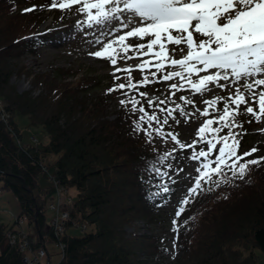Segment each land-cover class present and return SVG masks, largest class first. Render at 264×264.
I'll list each match as a JSON object with an SVG mask.
<instances>
[{
	"label": "trees",
	"instance_id": "trees-1",
	"mask_svg": "<svg viewBox=\"0 0 264 264\" xmlns=\"http://www.w3.org/2000/svg\"><path fill=\"white\" fill-rule=\"evenodd\" d=\"M38 9L35 0H0V99L7 112L6 121L0 119V187L10 189L15 197L14 221L20 225L22 219L27 225L21 229L0 220V264H24L22 257H38L40 246L45 257L32 258L31 264H150L146 255L157 248L156 236L134 229L127 232L123 224L157 218L161 205L175 192L172 170L180 147L148 146L134 131L133 113L119 105L113 117H108L103 99L85 98V77L68 79L66 68L31 73L19 66L42 89L33 94L29 89L15 91L7 82L16 64L12 57L23 51L37 52L46 37L44 27H36L45 15ZM55 9L51 14L59 11ZM66 12L62 10L61 18ZM107 92L104 89L101 97ZM136 99L147 108L146 98ZM157 110L162 121L167 113ZM15 114L25 115L27 123L39 126L41 133L23 139ZM246 116L237 117L243 128L233 130L242 132L239 137L243 138L249 132ZM165 153L171 155L159 162ZM149 166L167 175L157 177ZM225 173L229 183L216 186L202 181L185 204L179 217L180 254L175 264L181 259L188 264H255L253 249L264 251V160L249 165L242 179L232 177L230 170ZM42 175L48 179L45 183ZM158 185L169 191L163 192ZM67 187L73 188L72 197ZM57 190L66 192L70 202L63 205ZM255 196L247 212L233 216L237 209L232 208ZM56 199L58 210L49 206ZM63 208L67 217L62 221L59 211ZM56 213L62 221L59 230L50 223ZM8 231L13 235L8 236ZM47 241L58 246L54 260L49 258Z\"/></svg>",
	"mask_w": 264,
	"mask_h": 264
},
{
	"label": "snow or ice",
	"instance_id": "snow-or-ice-1",
	"mask_svg": "<svg viewBox=\"0 0 264 264\" xmlns=\"http://www.w3.org/2000/svg\"><path fill=\"white\" fill-rule=\"evenodd\" d=\"M74 5H79L77 12L85 15L89 28L98 26L101 29L94 43L102 46L90 55L108 60L114 68L112 75L115 80L121 78L116 76L117 72L127 74L124 77L127 82L115 84L109 92L127 89L122 93L125 96L129 92H138L141 98L147 99L148 107H158L147 92L138 91L139 87L151 82L147 75L141 81L133 82L130 75L133 66L117 67L119 60L126 63L134 58L129 55L130 52L155 59L156 63L151 65L156 69L151 72L152 77L165 71L166 74L159 77L163 81L179 77L180 82L171 83L170 89L180 90L187 84L195 93L203 95L211 90L209 85L220 88L229 84L234 86L235 91L227 98L216 97L204 101L206 105L215 108L218 100H226L218 117L202 122L196 133L198 140H194L191 145L181 143L173 133H164L159 126L167 125L168 117L175 119L172 110L160 108V112L167 111L161 121L155 111H146L141 100L135 96L119 101L131 113L140 114L138 119L133 120L134 131L143 132L147 142H151L153 136L162 138L165 135L170 136L180 149L194 148L197 143L205 142L206 150H194L188 157L193 161L203 158V163L195 169L198 175L194 185L188 189L190 195L200 188L202 181L213 182L216 186L229 183L230 178L224 171L226 168L231 171L232 177L238 176L242 179L248 172L249 165H256L264 160V157L244 159L258 150L255 147L242 155L238 154L240 141L237 137L243 133L232 131L234 128H243V124L237 119L241 114H250L257 121L264 120V0H51L49 7L70 11ZM125 13L131 15L126 16ZM114 22L119 26H114ZM122 29L127 31L122 35L118 34ZM114 33V39L102 41L101 37ZM146 37H150L146 43L132 45L127 42L129 38L144 40ZM169 44L176 47L169 49ZM181 45L186 47V52ZM177 48L182 53L179 59L175 58ZM149 66L150 61L143 60L134 67L143 71ZM168 67L171 70H166ZM193 76L196 78L192 79ZM220 81L226 83L221 84ZM179 99L185 104L194 103L185 96H180ZM164 103V100L158 101L160 105ZM230 105H235V108ZM241 105H244L243 109ZM253 105L258 106V111ZM176 110H179L181 116L188 115L179 104L176 105ZM200 115L207 116L208 109L205 108ZM217 123L220 127H212ZM225 128L228 129L227 134L217 136ZM208 133L212 134V139L207 138ZM217 144L220 145L218 154L214 159H209ZM169 155L171 153L158 157L159 162L162 163ZM149 170L154 171L157 177L167 175L154 166H149ZM214 176L220 179L214 181ZM158 187L163 192L169 191L167 186ZM187 203V198L180 201L181 206L176 211V217H180L184 211L183 205ZM177 223L174 219L173 225L176 226Z\"/></svg>",
	"mask_w": 264,
	"mask_h": 264
},
{
	"label": "rangeland",
	"instance_id": "rangeland-1",
	"mask_svg": "<svg viewBox=\"0 0 264 264\" xmlns=\"http://www.w3.org/2000/svg\"><path fill=\"white\" fill-rule=\"evenodd\" d=\"M46 1L47 0H35L37 6L39 7L38 10L41 9L40 12L45 14L43 18L37 23L36 27H45L46 29L44 30V33L46 37L39 45L37 52L30 53L23 51L12 57V60L16 64L13 70H11L7 75V82L13 86L15 91L19 92L29 89V92L33 94L42 88L40 85L32 84L30 77L32 71L53 72L57 66L61 67L62 69L66 68L68 70L66 78L68 79L75 80L80 79V76L85 77V98L92 97L95 99L99 96V99H103L106 115L110 118L113 117L115 110L120 105L119 101L121 99L127 100L128 96L123 95L122 90L119 92L108 91L105 95L103 94V97H101L100 94H102L104 89L109 90V88H112L116 82L121 83L125 81L124 77L127 74L123 72H117L116 76L121 78L119 80H115L112 75L114 68L110 62L106 59H100L90 55L91 52L99 50V48L102 46L94 43L96 37L99 36L101 29L98 26L93 28H89L87 26L85 15L77 12L79 5H74L70 11L67 10V12L61 18V15L59 14L62 12V10L51 14L52 11L50 8H48L49 6H46ZM26 3V1L25 3H20L18 5L19 8L23 7ZM124 15L127 16L131 14L125 13ZM54 18L60 19V21L53 20ZM114 26L118 27L119 24L114 22ZM118 34L121 35V31ZM115 35L116 33L101 37V39L103 42H106L108 39H114ZM147 40V37L144 40L129 38L127 42L135 45L138 43H146ZM167 47L171 49L176 46L169 44ZM180 47L185 46L181 45ZM129 55H133L134 58L128 60L126 63L123 60H119L117 67L125 68L127 66H133V70L131 71L132 73H130V75H132V77L138 76L136 79L142 78V76L138 75L141 73V70H137L134 66L141 63L143 60H150L152 57L137 56L132 52H130ZM181 55L182 53L179 51V48H177L175 57L179 59ZM155 63V59L152 58L150 61V66L154 65ZM19 66H23L22 68L31 71V73L27 74L22 68H19ZM151 67L144 69L143 72L148 73V69L156 70L155 67ZM166 70H171V68L168 67ZM151 71L152 70H150V72ZM143 72L142 74H144ZM163 74H166V71ZM204 74L205 73H200V75ZM195 78V76L192 77V79ZM138 81H141V79ZM178 82H180L179 77H176L170 81H163L162 79H159L156 80V82L151 81L149 84L139 87L141 89H138V91L147 92L149 97L154 99L159 98L160 100L165 101L163 108L166 110H172L175 119L168 117L169 126H165L164 124H160L159 126L162 128L164 133H173L177 135L178 140L185 144L193 142L194 140H198L196 135L197 130L205 120L203 119V116L200 115V112H202L203 108H206L207 106L204 101L211 100L216 97L227 98L231 92L235 91V88L230 84L225 88L209 85L211 90L205 92L203 95L195 93L187 86V84H185V87L180 90L169 88L171 83ZM220 83L225 84L226 82L220 81ZM129 94L133 96V94L136 95L138 92H129ZM180 96H185L187 99L193 100L194 103L191 105L185 104L184 101L179 99ZM225 102L226 100L221 99L217 101L215 108L209 106L207 115L208 119L218 117L220 112L223 110ZM177 104H179L181 109H183L188 115L181 116L179 114V110H176ZM145 106H147V108H145L146 111L152 113L150 111L151 107H148V105ZM253 106L254 108H258L256 105ZM230 107L235 108V105H230ZM241 108H244V105H241ZM157 109H159V106L153 110L157 112ZM139 115L140 114L137 112L133 114V117L138 119ZM14 117L19 128L20 135L23 139H29L30 134L38 136L41 133L39 126L27 123L25 115L15 114ZM246 118L247 120L245 121V125L248 127L249 132L246 138L237 137L240 141L238 154L242 155L244 152H248L255 147L258 150L252 153V155L249 157H264V132L261 131L264 130V120L257 121L253 119L250 114H247ZM177 121L179 122L177 123ZM142 127H146V125H142ZM212 127H220V125L217 123L213 124ZM233 130L234 129H232V131ZM227 132L228 129H222L221 132L217 134V136L226 135ZM206 136L208 139H212V134L208 133ZM41 139H45L44 134H41ZM139 139L145 141L148 146L155 148L161 147L163 149H172L179 146L171 139L170 136L167 135L162 138L153 136L152 141L147 142L144 133L139 132ZM215 142L216 141H214V143ZM219 146L220 145L217 144V148L213 150V153L209 156V159H214L215 155L218 154ZM201 148L206 150V144L203 141L199 142L197 147L178 150L179 157L177 158L178 160L175 164V168L172 170L175 172V175L173 176L175 179L174 184L176 191L170 196V199L166 204L161 205L156 219L144 221L142 218H137L123 224V228L127 232L134 229L139 232L151 233L156 236V242L158 244L157 248H152L151 252H148L146 255L150 264H175V257L180 254L178 240L181 233V223L179 221V217H176V211L178 207L181 206L180 201L185 198L189 199L192 195L188 193V189L195 183V177L198 175L195 172V169L199 167L201 163H203V158H201L199 161H193L188 159V157L191 155L192 151H199ZM181 169L183 171H181ZM227 170L229 169L226 168L224 171ZM226 174L228 175V173ZM40 177L42 183L48 181L46 176L42 175ZM215 177L217 178L218 176ZM50 189H54V187L52 188L51 186ZM66 190L67 193L72 197L74 194L73 188L67 187ZM64 195H66V192H59L58 194V196L61 198H64ZM255 198L256 196L241 201L240 206H238L239 208L237 206L232 208L231 211L237 209L234 211L233 216L236 217L241 212H247V204L255 202ZM183 207H185V205H183ZM15 212L16 200L13 193L10 189L0 187V220L13 223V226L16 228H27L24 220H19L20 225L14 221L13 216ZM174 219L178 222L176 226L173 225ZM73 226L79 230L76 225ZM73 226L71 228H73ZM174 228H176V230H174ZM45 247L49 252L50 260H54L58 246L47 241ZM253 250L257 254L255 264H264V251L258 248H254ZM183 260L184 259L179 260V262L176 264H188L186 261L183 262Z\"/></svg>",
	"mask_w": 264,
	"mask_h": 264
},
{
	"label": "built area",
	"instance_id": "built-area-1",
	"mask_svg": "<svg viewBox=\"0 0 264 264\" xmlns=\"http://www.w3.org/2000/svg\"><path fill=\"white\" fill-rule=\"evenodd\" d=\"M0 119L2 121H4V122L7 119V112L4 109V107H3V102L1 101V99H0ZM56 194L57 195L59 194V191L58 190H57ZM57 201H58V199H56L54 203H49V206L50 207H53V208H55V209L58 210V202ZM68 202H70V197H69V195L66 194V196L62 199V203L64 205V204H66ZM59 215L61 216L62 221H63V218L67 217V211H66V209L65 208L61 209L59 211ZM62 221H61V219L58 218L57 213L53 217H51V219H50V223H52V225H53V227H54L55 230H59L61 228V222ZM7 234H8V236H9V234L10 235L11 234L13 235V232L8 231ZM36 252L38 254V257L36 255H34L32 257L23 256L22 257V260H23L24 264H31L30 262H31L32 258L33 259H39V258L44 257L45 251H44L43 246L37 247L36 248Z\"/></svg>",
	"mask_w": 264,
	"mask_h": 264
}]
</instances>
